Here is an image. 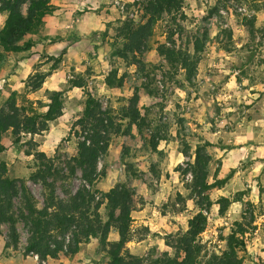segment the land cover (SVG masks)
I'll list each match as a JSON object with an SVG mask.
<instances>
[{
  "label": "rangeland",
  "instance_id": "374dc122",
  "mask_svg": "<svg viewBox=\"0 0 264 264\" xmlns=\"http://www.w3.org/2000/svg\"><path fill=\"white\" fill-rule=\"evenodd\" d=\"M151 0H51L53 11L27 52L8 53L0 46V112L11 107L30 115L36 102L62 92V115L47 131L10 132L1 139L0 167L14 181L12 223L0 227V264H108L107 247L98 235L74 256L57 260L28 251L30 231L25 200L37 209L43 188L31 179L42 153L61 180L56 195L67 202L82 189L101 203L100 221H108L103 195L127 182L133 191L130 236L126 249L142 264L173 255V240L201 212L207 220L197 264L226 252L233 236L245 243L235 251L238 264H264V0H183L176 15L159 16L143 42L137 69L122 59L126 28H144L143 6ZM206 17L207 40L192 75L170 51L193 55V41ZM7 13L0 10V29ZM35 73L46 74L42 87H28ZM122 85L110 88L109 75ZM100 112L114 118L138 97L139 119L117 121L108 148L96 165L92 184L73 162L84 134L76 125L87 97ZM204 143L207 183L232 176L225 185L198 196L190 169ZM69 237H64V242ZM111 228L106 242H116Z\"/></svg>",
  "mask_w": 264,
  "mask_h": 264
},
{
  "label": "trees",
  "instance_id": "16d2710c",
  "mask_svg": "<svg viewBox=\"0 0 264 264\" xmlns=\"http://www.w3.org/2000/svg\"><path fill=\"white\" fill-rule=\"evenodd\" d=\"M182 5L183 0H151L143 6L144 16L147 17L144 28L130 26L121 35L124 41L122 59L137 69H142L140 61L142 45L151 37L156 19L163 14H178ZM0 10L7 13L4 26L0 29L1 48L8 53H23L34 46L32 36L37 34L45 19L51 16L53 7L51 0H0ZM206 22L207 19L204 17L201 20L202 28L193 41V55L169 52L189 75L194 72L197 55L203 51L207 40ZM46 77V74L35 73L29 80L30 90L32 92L39 90ZM105 83L108 87L115 88L122 85V80L115 82L110 74L105 78ZM138 101V97L133 96L128 105L121 109V115L112 118L101 113L96 101L90 96L87 97L83 116L76 122L84 137L77 143L73 162L80 169L82 179L89 185L100 175L96 172V165L98 159L107 151L109 136L114 128L113 119L117 121L129 119L136 122L139 119ZM36 104L37 107L30 115L23 114L14 105L10 113L0 112V154L4 151L1 139L7 132L12 134L14 142L17 143L22 134L36 135L47 131L51 123L62 115V92H52L47 103L37 101ZM211 147L210 143L197 147L195 161L190 169L193 190L198 196L209 189L222 188L232 176L233 171H230L226 178L216 180L213 184L207 183L208 158L204 151L205 148ZM37 160L39 166L31 175V179L42 185L43 204L37 209L31 198L25 200L27 211L25 221L30 231L29 252L52 260H57L62 255L74 256L90 239L100 235L102 244L107 247L108 264H142L139 257L131 254L125 247L131 240V214L134 211V194L127 187V182L132 181V177L127 175L123 184L117 185L103 195V202L108 210V221L103 224L98 214L102 204L94 203V196L88 190L84 188L77 191L67 202H63L55 190V183L62 179L61 176L55 172L42 153L38 155ZM13 189L14 181L7 179L4 168L0 167V227L4 223L13 222L11 216ZM206 225V217L201 212L196 213L188 220L186 231L170 244L173 255L164 254L156 264H197L203 251L201 235ZM111 228L117 231L118 240L108 243L106 237ZM67 234L69 237L64 242ZM244 248L243 240L231 236L226 243V252L220 257L212 256L208 264H238L235 251Z\"/></svg>",
  "mask_w": 264,
  "mask_h": 264
}]
</instances>
